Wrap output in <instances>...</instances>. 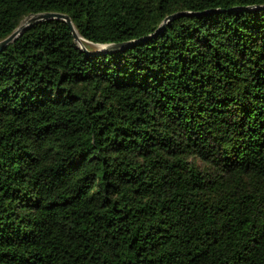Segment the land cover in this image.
Returning <instances> with one entry per match:
<instances>
[{"label":"trees","instance_id":"16d2710c","mask_svg":"<svg viewBox=\"0 0 264 264\" xmlns=\"http://www.w3.org/2000/svg\"><path fill=\"white\" fill-rule=\"evenodd\" d=\"M42 11L87 50L0 51V264H264V0H0V40Z\"/></svg>","mask_w":264,"mask_h":264},{"label":"water","instance_id":"95a60500","mask_svg":"<svg viewBox=\"0 0 264 264\" xmlns=\"http://www.w3.org/2000/svg\"><path fill=\"white\" fill-rule=\"evenodd\" d=\"M255 8H262V6H254ZM185 14H191V12H176L174 14L168 15L166 16L162 23L160 24L159 28L163 27L165 25V23L175 17V16H181V15H185ZM50 19H61L64 22H66L68 24V26L70 27L72 33L74 34V41L77 43L78 46H80L81 49H83L84 51L87 50V48L85 47V45L82 43V40L80 39L76 28L73 25V22L71 20V17L66 14V13H62V12H56V11H42V12H35V13H30L27 16H25L20 23L18 24V26L5 38H3L2 40H0V51L2 49L5 48V46L12 41L16 36H18L20 33L24 32L26 29H28L30 26H32L33 24H36L38 22L44 21V20H50ZM125 43H118V44H112V43H108V44H101L102 46L100 48L104 49V51H107L108 48H112V47H118L121 46Z\"/></svg>","mask_w":264,"mask_h":264},{"label":"rangeland","instance_id":"374dc122","mask_svg":"<svg viewBox=\"0 0 264 264\" xmlns=\"http://www.w3.org/2000/svg\"><path fill=\"white\" fill-rule=\"evenodd\" d=\"M80 39H81V37H80ZM90 45L92 48H100L102 46L101 44H92V43H90Z\"/></svg>","mask_w":264,"mask_h":264}]
</instances>
